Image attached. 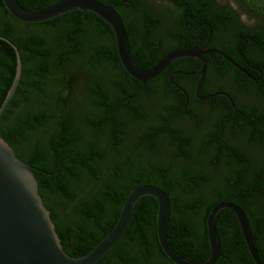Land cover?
Returning <instances> with one entry per match:
<instances>
[{"label":"flooded vegetation","instance_id":"obj_1","mask_svg":"<svg viewBox=\"0 0 264 264\" xmlns=\"http://www.w3.org/2000/svg\"><path fill=\"white\" fill-rule=\"evenodd\" d=\"M119 10L136 68L147 71L172 51L205 47L204 77L199 82L197 59L183 58L143 86L125 72L111 30L91 13L79 23L64 15L44 30L14 24L13 37L45 38L44 49L66 55L76 75L66 78L68 92L32 99L44 123L37 133L31 132V144L40 138L41 160L50 169L58 165L44 174L55 176L67 165L78 177L86 175L93 186L86 191L77 188L78 201L99 202L104 212L118 213L116 220L132 190L146 185L159 188L168 195V223L189 227L188 236L196 244L205 236L208 255V213L219 203L236 206L244 212L264 261V71L240 54L241 40L234 26L222 27L221 13L213 18L215 32L198 45L191 42L193 33L182 34L179 40L174 29L177 19L171 15L166 24L145 6L138 12L128 3ZM0 16L4 24L10 20ZM252 55L258 54L253 51ZM262 61L259 66L264 69V57ZM51 146L59 151L52 153ZM32 147L17 145L14 153L34 157ZM87 161L90 172L83 168ZM28 165L33 175H40L38 167ZM144 200L155 212L156 233L153 198H140L133 211ZM45 202L50 205L46 197ZM214 226L221 245L217 264H238L242 258L254 264L230 208L218 211ZM156 242L154 264H174L157 238ZM184 255L180 254L192 262Z\"/></svg>","mask_w":264,"mask_h":264},{"label":"trees","instance_id":"obj_2","mask_svg":"<svg viewBox=\"0 0 264 264\" xmlns=\"http://www.w3.org/2000/svg\"><path fill=\"white\" fill-rule=\"evenodd\" d=\"M59 0H17L19 5L27 10H36L45 7ZM99 2L120 11L119 7L132 3L134 11L140 12L142 6L152 9L157 16L164 18V23L169 24V16L177 19L176 29L179 40L183 35L193 33L191 42L203 45L209 38V32H215V14L221 13V25L224 29L234 26L233 30L237 38L241 40L240 54L254 68H261L264 57V5L256 0H238L248 11L260 16L263 23L246 27L238 21L236 14L225 5H219L216 0H164L173 7L155 8L154 0H98ZM161 0L160 2H162ZM148 12V10L146 11ZM0 13L9 17L7 24L3 23L0 16V106L9 90L15 74L16 58L14 46L20 54L22 69L21 77L16 90L9 101L6 109L0 118V137L13 149L18 146L30 145L33 148L31 154L20 158L26 164H31L40 169V175L34 176L38 185V193L42 198L45 208L50 213L55 231L60 240L63 251L70 257H82L86 255L112 228L116 222L118 213H107L103 211V204L91 203L89 199L78 200L77 188L90 190L92 181L86 175L78 177L73 167L63 166L55 176H47L45 172L57 170L50 169L45 160L42 159L43 147L41 139L36 144H31L30 135L37 133L43 122V115L37 111L36 103L32 99L41 100L50 93L68 92L66 78L76 75L69 69L70 59L62 53L46 51L45 38L34 35L32 38L24 36L13 37L14 24L23 27L32 26L35 30H44L54 20L40 23L27 24L15 20L3 7L0 1ZM84 15H91L85 12H73L66 14V17L74 23L82 21ZM95 19L107 25L95 16ZM3 23V24H2ZM172 28V26H171ZM170 28V29H171ZM211 28V29H210ZM253 51L258 55H252ZM32 62V64H31ZM264 74V72H263ZM30 103L33 107L23 105ZM32 132V133H31ZM60 146H63L59 144ZM52 147V146H51ZM52 153H57L59 147L53 146ZM32 157V160H27ZM84 170L90 172L88 161L84 163ZM46 184V185H45ZM108 185V184H107ZM45 197L50 205L45 202ZM110 200L116 201L111 195ZM118 200V198H117ZM151 204L144 200L137 204L132 217L118 242L97 262V264H154L151 256H154V245L156 242L155 233V212L149 210ZM189 227L178 226L175 222L168 223L167 237L172 248L180 255L190 258L194 263L207 259L208 247L205 236L198 244L190 236ZM189 235V236H188ZM204 249V250H202ZM200 252L196 256L197 252ZM189 255V256H187ZM183 256V255H181ZM197 257V258H196ZM193 258V259H191ZM154 259V257H153ZM264 263V261H262ZM217 264V263H216ZM219 264V263H218ZM238 264H252L249 258H242Z\"/></svg>","mask_w":264,"mask_h":264},{"label":"water","instance_id":"obj_3","mask_svg":"<svg viewBox=\"0 0 264 264\" xmlns=\"http://www.w3.org/2000/svg\"><path fill=\"white\" fill-rule=\"evenodd\" d=\"M0 1L15 20L27 24L45 23L73 12L95 15L111 30L125 72L143 86L162 73L169 64L183 58L197 59L199 70L196 74L200 75L199 82L204 77L205 47L172 51L147 71L136 68L130 58L127 33L121 16L115 9L98 0H59L36 10L24 9L17 0ZM12 47L16 58L15 74L0 106V118L16 90L22 72L19 52L14 46ZM228 99L231 101L230 98ZM231 106L233 107L232 102ZM31 170V166L18 159L9 144L0 137V264H97L121 238L135 204L142 197H151L157 202L156 238L162 252L174 264H215L221 258V245L215 230L214 218L218 211L225 207L230 208L235 214L253 263L264 264L258 255L244 212L236 206L221 203L215 205L206 218L209 246L207 259L194 263L181 257L173 250L167 237L170 215L168 195L159 188L148 185L138 187L129 193L115 224L86 255L70 257L62 249L50 213L38 193L37 181Z\"/></svg>","mask_w":264,"mask_h":264},{"label":"rangeland","instance_id":"obj_4","mask_svg":"<svg viewBox=\"0 0 264 264\" xmlns=\"http://www.w3.org/2000/svg\"><path fill=\"white\" fill-rule=\"evenodd\" d=\"M264 5V0H256ZM156 6L155 8H160L164 10V8H169V6L165 3L160 2V0H154ZM216 3L219 5L227 6L231 11H233L238 21L246 27L256 26L263 23V20L260 16L254 14L251 11H248L238 0H216ZM52 33V32H49ZM61 93V92H60ZM55 92L56 95L60 94Z\"/></svg>","mask_w":264,"mask_h":264}]
</instances>
